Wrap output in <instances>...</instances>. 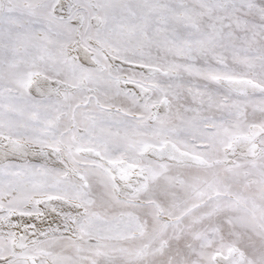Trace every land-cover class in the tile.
<instances>
[{"label": "snow or ice", "instance_id": "snow-or-ice-1", "mask_svg": "<svg viewBox=\"0 0 264 264\" xmlns=\"http://www.w3.org/2000/svg\"><path fill=\"white\" fill-rule=\"evenodd\" d=\"M0 264H264V0H0Z\"/></svg>", "mask_w": 264, "mask_h": 264}]
</instances>
